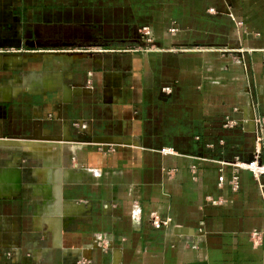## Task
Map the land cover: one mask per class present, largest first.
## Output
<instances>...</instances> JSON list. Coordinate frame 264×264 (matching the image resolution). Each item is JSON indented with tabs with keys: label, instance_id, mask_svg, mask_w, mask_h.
Here are the masks:
<instances>
[{
	"label": "crops",
	"instance_id": "0c3cea01",
	"mask_svg": "<svg viewBox=\"0 0 264 264\" xmlns=\"http://www.w3.org/2000/svg\"><path fill=\"white\" fill-rule=\"evenodd\" d=\"M2 29L0 264H264V176L218 186L254 150L225 119L264 115V0H0Z\"/></svg>",
	"mask_w": 264,
	"mask_h": 264
},
{
	"label": "built area",
	"instance_id": "2783aa9c",
	"mask_svg": "<svg viewBox=\"0 0 264 264\" xmlns=\"http://www.w3.org/2000/svg\"><path fill=\"white\" fill-rule=\"evenodd\" d=\"M209 11H212V9H209ZM174 29H170V31H173ZM129 43L132 44V47L139 51H145V52H151V51H157L159 48L156 45V42L151 34V30L148 26L143 27H136L131 31L130 37H129ZM122 47V46H121ZM118 51H120L122 48H117ZM100 51L103 52H109L116 50L114 47H102L99 48ZM124 50V49H123ZM162 91L164 93H170L171 87L170 86H164L162 87ZM240 110V109H239ZM242 110H245L243 113V118L241 120H231L229 118H226L224 121L223 126L224 127H237L240 126L242 129H246V125L251 126V131L253 133V142H254V150L252 152V155L247 160H242L238 158H234L229 161L221 160L218 161L219 164V175H218V186H222L223 183H228L231 187L232 191H237L239 189V172L240 171H248L252 174L253 177L259 178L261 176H264V161H261L259 159V153H260V145L263 138V132H264V115L260 116L255 113L253 110V107L251 105L247 106L245 109L242 108ZM163 153H170L172 152L171 149L163 148L161 150ZM173 153V152H172ZM224 166H228L230 168V176L228 179L224 176ZM149 221L151 225L154 228H160L162 226H170L171 219L170 218H160L158 214L156 213H150L149 214ZM259 235V232L254 231L251 234V237H257Z\"/></svg>",
	"mask_w": 264,
	"mask_h": 264
},
{
	"label": "water",
	"instance_id": "95a60500",
	"mask_svg": "<svg viewBox=\"0 0 264 264\" xmlns=\"http://www.w3.org/2000/svg\"><path fill=\"white\" fill-rule=\"evenodd\" d=\"M0 34H3V35H15V30L14 29H2V30H0ZM7 45L6 44H2V43H0V47H6ZM8 46H14V47H16V48H19V46H20V44H8ZM7 46V47H8ZM15 54V53H14ZM49 140H53V141H59V139L56 137H50L49 138Z\"/></svg>",
	"mask_w": 264,
	"mask_h": 264
},
{
	"label": "rangeland",
	"instance_id": "374dc122",
	"mask_svg": "<svg viewBox=\"0 0 264 264\" xmlns=\"http://www.w3.org/2000/svg\"><path fill=\"white\" fill-rule=\"evenodd\" d=\"M7 48V50H5V48L4 47H0V55L1 54H14V53H16L15 51H13V50H8V47H6ZM25 53V52H24ZM23 146V145H22Z\"/></svg>",
	"mask_w": 264,
	"mask_h": 264
},
{
	"label": "bare ground",
	"instance_id": "6f19581e",
	"mask_svg": "<svg viewBox=\"0 0 264 264\" xmlns=\"http://www.w3.org/2000/svg\"><path fill=\"white\" fill-rule=\"evenodd\" d=\"M2 61H6V62H8V63H15L16 62V59H14V58H12V57H8V58H5V57H3V56H0V63L2 62Z\"/></svg>",
	"mask_w": 264,
	"mask_h": 264
},
{
	"label": "flooded vegetation",
	"instance_id": "af4514ba",
	"mask_svg": "<svg viewBox=\"0 0 264 264\" xmlns=\"http://www.w3.org/2000/svg\"><path fill=\"white\" fill-rule=\"evenodd\" d=\"M17 54L21 55L19 52H16Z\"/></svg>",
	"mask_w": 264,
	"mask_h": 264
}]
</instances>
